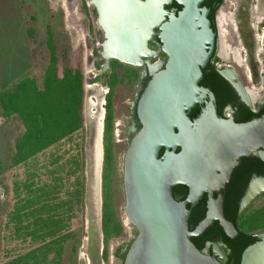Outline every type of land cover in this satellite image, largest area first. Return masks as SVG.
<instances>
[{
  "label": "water",
  "instance_id": "water-1",
  "mask_svg": "<svg viewBox=\"0 0 264 264\" xmlns=\"http://www.w3.org/2000/svg\"><path fill=\"white\" fill-rule=\"evenodd\" d=\"M203 1L176 0L182 6L178 13L165 9L168 0H101L98 6L105 70L111 72L112 59L152 67L144 59L153 56L149 40L155 30L159 52L167 58L161 69L148 70L149 81L134 107L140 128L123 158V186L126 217L137 236L122 264H222L191 241L215 222L229 238L238 235L224 216L222 198L212 199L225 187L218 173H230L243 157L264 162V115L241 124L220 119L214 94L200 87L214 45ZM208 99L192 120L191 112ZM178 186L189 188L191 200L211 197L206 218L194 232L188 202L173 197ZM256 193L253 189L250 196ZM258 260L264 264V235L245 252L242 264Z\"/></svg>",
  "mask_w": 264,
  "mask_h": 264
},
{
  "label": "rangeland",
  "instance_id": "rangeland-1",
  "mask_svg": "<svg viewBox=\"0 0 264 264\" xmlns=\"http://www.w3.org/2000/svg\"><path fill=\"white\" fill-rule=\"evenodd\" d=\"M86 2L87 0H0V92L29 78L36 79L41 85L45 71L50 65L51 48H54L60 75L67 68L80 71L84 77L85 89L84 131L76 134L57 152V156H62L63 160H68L69 157L77 161L82 160L81 169L76 174L84 177L80 203L74 199L75 190H80V187L74 186L76 177H69L70 166L66 168L64 165L65 170L60 172V167H52L50 155L53 151L40 156V170H35L34 165L11 166L15 143L23 134V127L17 118L1 121L0 161L3 173L0 177V263L14 260L33 247L29 239H17L15 225L10 222L9 216L16 210L19 199L25 196L22 188L24 182L34 173L39 176L42 187L46 184L52 185L57 180V202L68 199L72 203V219L67 222L65 233L68 236L76 234L78 237L77 257L73 252L77 239L69 237L63 251H57L50 257L54 259L58 256L55 264H122L126 251L137 236L125 213L123 158L130 139L138 131V128L131 124L139 94L138 81L130 83L126 79L121 84L117 83L112 96L116 172L112 176L109 190L116 217L123 226V233L110 239L106 246L102 233L105 193L103 136L111 72L104 68L103 32L98 26L94 12L87 11ZM256 5L254 2L253 7ZM234 6L235 0L227 1L226 13H233ZM255 18L261 19L260 14ZM225 19L227 22L228 19ZM219 24H224L223 18H220ZM223 29L224 26L221 25V36L225 42L226 33ZM223 55L224 58L228 57ZM241 58L244 60L243 55ZM164 60L163 55H159L152 63L165 62ZM136 69L140 74L142 70ZM239 71L244 78L246 70ZM119 75L121 78V73ZM256 77V83L259 85L249 86L253 101L257 99L256 94L262 86L259 70H256ZM100 124L103 131L101 138L98 134ZM100 147L101 156L98 151ZM54 170L53 175L51 173ZM68 194H72V197ZM106 253L107 260L104 258Z\"/></svg>",
  "mask_w": 264,
  "mask_h": 264
},
{
  "label": "trees",
  "instance_id": "trees-1",
  "mask_svg": "<svg viewBox=\"0 0 264 264\" xmlns=\"http://www.w3.org/2000/svg\"><path fill=\"white\" fill-rule=\"evenodd\" d=\"M51 49L50 65L45 71L41 85L36 79L29 78L0 92V130L2 120L13 118H17L23 127V134L15 143V154L11 166L34 165L35 170H40V156L49 151H53L50 155L52 167L58 169L60 167L58 172L65 170L64 165L66 168L70 166L68 175L75 176L74 186L80 187V190H75L74 199L80 203L83 197L84 177L76 176V174L81 169L82 160L77 161L73 157L63 160L62 156H57V152L76 134L84 131V77L80 71L69 68L60 75L54 48ZM111 69L103 136L105 193L102 233L106 246L110 239L117 238L123 233V226L116 217L109 190L112 176L116 172L112 96L117 83L121 84L126 79L130 83H135L140 77L138 69L125 66L116 60L112 61ZM200 112V108L197 107L191 112L190 118L196 119ZM262 113L264 110L260 112ZM2 173L3 167L0 161V177ZM51 174L54 175L55 170ZM36 179L38 181H35ZM22 188L25 196L19 199L16 210L9 217L10 222L15 225L17 239H29L33 247L14 260L0 264H55L58 256L56 255L54 259L50 257L57 251H63V246L69 237L78 238L76 234L68 236L65 233L66 224L72 219V203L68 199L57 202L59 201V195L55 194V190L58 189L57 180L52 185L46 184L42 187L36 173L29 176ZM68 195L72 197V194ZM78 244L77 239L73 248L76 257ZM104 258L108 259L107 253Z\"/></svg>",
  "mask_w": 264,
  "mask_h": 264
},
{
  "label": "flooded vegetation",
  "instance_id": "flooded-vegetation-1",
  "mask_svg": "<svg viewBox=\"0 0 264 264\" xmlns=\"http://www.w3.org/2000/svg\"><path fill=\"white\" fill-rule=\"evenodd\" d=\"M100 1L87 0L85 3L87 11L91 10L97 16V23H99ZM227 1L229 0H204L200 5V8L209 11L208 20L214 33L211 57L202 71L200 87L214 94L220 119L241 124L264 115V113L260 114L264 110V0H235L233 13H226ZM254 2L257 4L255 8ZM165 9L170 13H178L182 10V6L178 5L176 0H168ZM258 14L261 19L255 18ZM225 17L228 19L227 22ZM220 18L224 19V24L221 25L224 26L223 30L226 33V38L223 37L225 42L221 36ZM102 32L105 42V33ZM157 34L155 30L149 40V49L153 56L144 59L152 67H136L142 70L138 80L139 92L149 81L148 70H159L167 61L166 56H163L165 62L152 63L155 57L162 55L159 52L160 43ZM103 51L102 45V53ZM207 51L209 52V49ZM223 54L228 57L224 58ZM242 55L244 60L241 58ZM114 60H110V69ZM103 61L105 65L106 62L104 59ZM242 69L246 70L244 77L246 80L239 71ZM256 70L260 71L262 86L259 92L262 95L258 92L257 99L253 101L249 94L251 91L249 86L259 85L256 83ZM207 103L209 99L204 105L197 106L201 112ZM131 124L140 128L135 113L132 115ZM228 173L227 170L218 173L220 177L218 181L220 184L224 183L225 187L214 192L212 199L218 201L222 198L224 216L234 225L238 235L229 238L219 222H215L203 236L193 237L191 241L199 251L216 257L222 264H242L245 252L261 243V236L264 235V162L257 158L243 157L239 160V165ZM253 189L257 193L255 196H250ZM173 197L177 202H188L186 205V209L190 212L188 224L190 231L194 232L206 218L211 201L210 195L204 194L199 199L191 200L189 188L178 186L173 189Z\"/></svg>",
  "mask_w": 264,
  "mask_h": 264
},
{
  "label": "bare ground",
  "instance_id": "bare-ground-1",
  "mask_svg": "<svg viewBox=\"0 0 264 264\" xmlns=\"http://www.w3.org/2000/svg\"><path fill=\"white\" fill-rule=\"evenodd\" d=\"M98 26H99L100 29L102 30V27L100 26L99 23H98ZM102 31H103V30H102ZM99 88H101V87H99ZM104 89H105V88H104ZM98 132H99V133H98V134H99V137L101 138V137H102V132H103V131H102V125H101V124H100V126H99V130H98ZM99 142H100V140H99ZM100 145H101V143H99V146H100ZM98 151L100 152V156H101V154H102V153H101V152H102V151H101V147H100V149H99ZM258 261H259V262H258ZM258 261H257V262L254 261L252 264H259V263H260V260H258Z\"/></svg>",
  "mask_w": 264,
  "mask_h": 264
}]
</instances>
